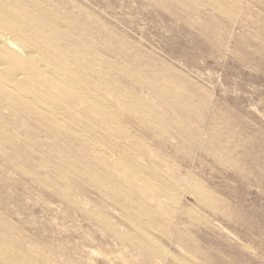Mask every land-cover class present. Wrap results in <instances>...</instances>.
<instances>
[{
	"label": "rangeland",
	"instance_id": "rangeland-1",
	"mask_svg": "<svg viewBox=\"0 0 264 264\" xmlns=\"http://www.w3.org/2000/svg\"><path fill=\"white\" fill-rule=\"evenodd\" d=\"M38 1L52 9L61 59H52V72L63 67L52 95L80 90V104L115 115L86 134L151 181V201H159L150 205L163 214H153L154 228L145 223L137 210L146 191L129 175L136 205L126 194L114 204L79 178L105 174L69 134L99 115L71 121L52 102V117L69 133L51 119L1 109L11 146L0 136V218L49 232L69 264H264V0ZM87 63L95 73H85ZM163 86L174 110L153 94ZM111 167L105 184L113 191L120 167ZM119 235L141 237L148 255Z\"/></svg>",
	"mask_w": 264,
	"mask_h": 264
},
{
	"label": "bare ground",
	"instance_id": "bare-ground-1",
	"mask_svg": "<svg viewBox=\"0 0 264 264\" xmlns=\"http://www.w3.org/2000/svg\"><path fill=\"white\" fill-rule=\"evenodd\" d=\"M41 3L38 0H0V120L1 109L4 108L6 112L12 113L14 116L23 117L24 119L31 118L30 116H37L38 119L44 120L51 119L57 126H61V130L65 129L67 131L68 128L65 125H62L59 120L52 117H55V113L57 112L56 110H52V102L54 105L60 106V109L66 112L69 116L68 119L71 121H83L91 112L98 114L99 122L95 121L94 126H92V123H83V131L81 133L76 132V135L67 131L82 144H85L86 148H90L91 152L96 154L98 171L105 173L100 176L98 174L96 176L91 172L89 174L80 173L79 178L101 190L106 199H109L107 194H110V200L118 201H111L114 204L121 205L122 201L119 202L118 195L126 194L128 197H125V201L128 204L136 205L139 201L137 195L133 191L128 190V186H131V183L128 185L124 184L128 180L125 177L127 175L131 176L135 179L132 182L141 183L144 191H146L144 193L145 197L141 196L147 200L143 205L145 208L144 210H140L142 206L139 204L138 208L140 211L137 210V213L144 214L146 219H148L145 223H148L150 228H154L153 220L151 221L154 217L153 214H163V210L160 204L150 205L151 202L155 203L158 200L151 201L155 189H153L151 181L141 177L138 172L123 163L110 151L103 148L101 143L86 134L97 133L98 129L101 130L102 126L106 124L111 126L110 121H112L111 119L115 115L104 111L101 108L102 106L94 108L92 105L80 104L82 100L80 90L75 91L72 96H67L62 89L52 95V76L59 78L63 67L59 65L60 67L56 68L54 73L52 72V59L54 58L53 61L57 59L58 64L61 59L55 54L58 52V44H54L53 41L52 9L49 11L48 5H41ZM62 56L67 57L68 54ZM88 64L84 66L86 68L85 73H92L93 70ZM80 79L81 81L79 82L83 83L84 87L90 85L91 79L88 75ZM152 91L164 106L163 108L174 110L175 103L168 101L169 95L164 86L162 88L155 87ZM46 101L47 103L45 104L44 102ZM7 104L9 107H7ZM152 109L153 107H150L148 111L151 112ZM161 115L164 118L167 116L164 113ZM145 116L143 115V117ZM160 123L164 125L165 120H160ZM115 126L117 129L119 125L115 124ZM143 126L145 125L143 124ZM161 127L163 128V126ZM0 136L1 138H7L5 137L7 136L5 132H0ZM3 142L2 144L6 145L9 143V146H11L9 139L8 142L7 140ZM112 157L116 158L114 162H111L109 159ZM111 165L120 167L117 176L118 181L113 183V187H115L113 191L105 184L108 174L107 169L112 168ZM97 167L95 166V169ZM63 168L65 167L63 166ZM69 185L70 181L66 180L64 187ZM157 191L160 195H166L164 190L158 189ZM125 201L123 199V202ZM1 208H4L3 203L0 204V211L2 210ZM7 218L9 217L7 216ZM87 218L88 221L94 225L96 224L98 227H103V224H105V218L102 216L98 218L87 216ZM137 218L139 221L140 218ZM34 226L30 225L25 228L21 225L15 227L8 220L0 218V264H69L71 260L70 254L66 252L63 254L58 249L53 248L50 241L53 239H49L52 238L51 234L49 232L46 233V231L39 233V230ZM119 237L129 242L127 237H122L121 235ZM130 241L129 243L134 250H138L142 255H148L141 237H130ZM60 253L65 257L62 261L61 259H57L58 257H55Z\"/></svg>",
	"mask_w": 264,
	"mask_h": 264
}]
</instances>
